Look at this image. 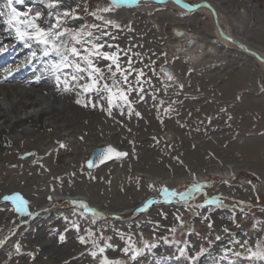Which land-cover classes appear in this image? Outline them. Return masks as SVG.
I'll use <instances>...</instances> for the list:
<instances>
[{
	"label": "rangeland",
	"instance_id": "rangeland-1",
	"mask_svg": "<svg viewBox=\"0 0 264 264\" xmlns=\"http://www.w3.org/2000/svg\"><path fill=\"white\" fill-rule=\"evenodd\" d=\"M184 1L190 5L206 2L214 14L213 5H220L222 15L215 14L218 25L222 18L219 27L239 42L259 47L263 50L260 57L264 54V0ZM77 4L80 19H70L67 26L71 28L101 23L88 12L108 6L109 0H62L54 9L47 7L46 0H23L19 4L13 0L12 7L30 16L40 13L38 23L46 27L54 22L49 19V12H62ZM85 7L88 12L84 11ZM9 11L7 0H0V12L5 14L0 17V47L17 41L5 23ZM98 14L120 26L119 30L110 29L116 36L110 42L122 49L134 46L132 52L140 53V57L133 59H142L150 66L137 62L135 67H144L145 79H150L151 84L144 85L143 100L135 93L130 95L133 114L129 118L126 107L114 108L109 117L99 107L75 103L78 90L58 91L53 77L43 81L52 99L78 115L58 117L45 129H37L21 139L10 140L11 132L4 135L10 143L0 146V240L5 241L0 246V264L9 262L5 256L8 253L21 262L31 260L32 264H39L49 259L48 250H66L69 257L65 264H98L99 257L94 260L89 254L91 244L79 242L80 236H86V229L96 236L102 230L105 239L111 237L108 243L112 247L104 253L110 259H128L121 251L125 240L119 233L131 235L138 247L143 242L157 244L151 252L128 264H188L183 258L176 259L177 244H165L154 240V236H167L179 242L191 255L203 248L205 252L195 264H228L220 262L223 249L229 247L246 255L240 246L245 241V247L255 249L259 243L264 248V69L261 63L246 57L230 42L219 43L213 15L207 8L190 12L171 2L155 5L142 1ZM177 31L192 34L196 40H204L205 45L212 43L209 48L213 49L207 50L211 53L190 62L186 55L193 50L183 37H178ZM27 48V52L17 49L14 53L0 54V64H5L0 65V77L9 71L15 75L19 67L27 64L31 52H38L39 46L30 42ZM11 55L18 59L9 64ZM97 63L103 68L108 61L100 59ZM162 68H168L174 79L165 78ZM43 69H34V74H41ZM92 95L93 100H99ZM100 103L107 108L106 101ZM105 143L126 151L127 157L88 170L92 151ZM61 144L65 147L61 148ZM175 169L181 176L176 175ZM194 185L202 186L200 191L189 193ZM161 188L186 193L188 202L181 201L179 196L170 198L171 203L166 202L160 194ZM241 188H245L249 198L244 193L236 194ZM17 193L28 201V210L39 215H18L10 201H3L5 195ZM214 197L220 198L223 207H197ZM148 200L156 203L138 212ZM72 201H83L100 215L93 217L76 209ZM65 217L79 224L80 230L73 228ZM173 227L176 232L171 234L168 230ZM61 234L63 241L59 239ZM216 236L221 239L217 241ZM233 238L240 244L230 243ZM17 242L21 245L20 254L14 251ZM99 243L103 246L104 241ZM229 256L235 264H253L231 253Z\"/></svg>",
	"mask_w": 264,
	"mask_h": 264
},
{
	"label": "snow or ice",
	"instance_id": "snow-or-ice-1",
	"mask_svg": "<svg viewBox=\"0 0 264 264\" xmlns=\"http://www.w3.org/2000/svg\"><path fill=\"white\" fill-rule=\"evenodd\" d=\"M23 0H15V3H22ZM138 0H109V5L103 8H97L96 11L88 12L87 7L84 11L88 12L95 20L100 21L99 24H82L79 28L68 27V21L80 19L77 13L76 7L71 9H65L60 12L55 13L49 12V19L54 20V22L48 23L47 26H42L38 23L40 19V13L35 15H29L28 12L17 11L16 8L12 7L13 0H7L8 8L10 11L7 13V18L5 23L9 29L15 33V38L24 44L25 47H30V42L35 43L39 46L38 52H31L30 56L27 58V63H31L34 60H40L41 58H48L44 61L43 71L48 73L51 77L55 79L57 90L63 92L77 91V99L75 103L83 107L91 106L93 108L99 107L101 111H105L106 115L112 116L114 108H125L129 118L133 114L132 101L129 99L130 95L135 93L140 100L144 99V93L146 91L144 85L151 84L150 79H145L146 73L144 67H150L148 64H144L143 60H134L133 57H140V53L132 52V47L129 46L127 49H122L118 44L111 43L116 39V36L112 34L110 29L119 30L120 26L115 22L106 19L103 15L98 13H109L116 6L137 3ZM176 3H180V0H175ZM62 3V0H46L47 7L49 9L57 8ZM185 7H188L185 5ZM5 14L0 12V17ZM131 30V29H130ZM115 49L114 51H105L104 49ZM7 51L6 47H0V54ZM131 53V55H129ZM124 57H127L125 60ZM108 61V63L101 68L97 61L98 60ZM139 62L144 64V67L137 68L135 64ZM154 63V61L152 62ZM151 70V69H150ZM164 75L167 76L168 80L174 79V77L167 73L163 68L161 69ZM10 74V71H9ZM153 74H155L153 72ZM130 77L132 79H130ZM39 79V77H37ZM99 97V100H93V95ZM86 97V101L82 98ZM100 101H106L107 108ZM124 112L121 111V115ZM137 117L140 116L139 112L134 113ZM61 148L65 145L61 144ZM127 153L116 151L111 146L99 151L98 159L100 163H104L113 157H123ZM94 162L92 160L88 161V167L92 168ZM200 185H194L188 190L191 192H199ZM149 188H152L149 185ZM160 194L165 198L166 202L171 203L170 198H175L179 196L181 201L185 203L188 202V195L186 193H176L175 191H170L167 188H161ZM51 200V197H49ZM3 201L11 202L13 210L18 215H24L28 217L37 216L39 213H33L28 210V201L22 198L20 194L5 195ZM74 208L82 209L84 212L91 213L93 217H97L100 214L94 209H91L83 201H72ZM156 203L154 200H148L143 204V207L137 209L138 212L146 211L152 204ZM208 205H216L218 207H223L220 202V198L214 197L211 200L206 199L203 204L197 205V207L204 208ZM44 211H47L46 209ZM76 214L75 212L73 213ZM163 215V213H161ZM179 220V216L176 217ZM207 219V217H205ZM234 219V217H233ZM73 228L77 231L80 230L79 224L74 221H68ZM93 224L96 223L95 219L92 221ZM182 226V225H181ZM209 228L212 224L209 223ZM139 227V225H137ZM159 225H156L158 228ZM255 228L256 225L254 224ZM156 229H153L155 232ZM86 236H80L79 242L83 245L91 244L92 248L89 254L94 260H98V264H128V261L135 262L138 257L145 254V252H151L152 249L157 247L156 243L143 242L142 247L136 246L131 235L125 233H119L120 238L125 240V247L121 250L123 256L127 257V261L116 258L110 259L106 256V248L112 247L108 243L111 237L105 239L102 235L96 236V234L86 229ZM171 234L176 232V228H170L168 230ZM227 232V229H224ZM12 235L15 233L12 232ZM191 234V233H189ZM7 239V238H6ZM61 241L64 240L63 234L59 236ZM162 240L165 244H177L178 256L176 259H185L188 264H195L196 260L202 256L205 252L203 248L196 255H191L188 252L187 247H180L179 242L174 240H169L167 236L155 237L154 240ZM217 241L221 239L220 236H216ZM103 240L104 244L101 246L99 241ZM142 240V234H141ZM4 240H0V246H3ZM187 245V242H184ZM230 243L240 244L239 240L233 238ZM247 241H245L240 246L245 249V253L234 252L231 248L225 247L223 249V255L220 257V262L227 261L228 264H235L233 260L230 259L229 254L237 258L247 259L253 264L257 262H264V248L257 243L255 249L251 247H245ZM14 251L16 254L21 253V245L17 242L14 245ZM9 259H11L12 253H9ZM31 255V253H29Z\"/></svg>",
	"mask_w": 264,
	"mask_h": 264
},
{
	"label": "bare ground",
	"instance_id": "bare-ground-1",
	"mask_svg": "<svg viewBox=\"0 0 264 264\" xmlns=\"http://www.w3.org/2000/svg\"><path fill=\"white\" fill-rule=\"evenodd\" d=\"M142 1H147V0H142ZM27 4H29V2ZM219 6L220 5H217V4L215 6L213 5V8L216 11L215 14L218 13L217 14L218 17L219 15H222L221 12H223V9H221ZM203 12H206V10H204ZM220 19L222 18L220 17ZM220 19H219V22L221 23ZM221 30H223L222 32L225 38L232 40V42H236V43L244 45V47L248 51L257 54L258 56L260 55L261 51H263L259 47L255 46L254 44H250L247 46V44L245 45L244 43L239 42L238 39L233 38L230 34L226 32L225 29L221 28ZM176 34L178 35V37H183L184 42L187 43V45L191 46L190 49L193 50V52L191 51L187 53L186 55V57L188 58L190 62H196L204 53H208L213 49V47L209 48V45L212 43L209 42L210 43L209 45H205L204 40L203 42L200 40H196L198 38H196L192 34L185 33L184 31L182 32L177 31ZM218 40H219V43L221 44L222 43L227 44L228 42L226 39H224L221 36H218ZM14 44L11 46L8 44L6 46L8 48L7 53L9 52L14 53L16 52L17 49H24L25 52L29 51V49L27 47H23L22 42H19L18 40ZM207 50H210V51L207 52ZM241 51L244 55H246V57H250V58L253 57L247 52H244L243 50ZM261 58L264 59L263 53L261 54ZM14 59H18V57H14L13 55H11L7 63L10 64L11 62L14 61ZM46 59L48 58H41L40 60H34L31 63H27L23 67H19L18 72H16L15 75L7 74V75H3L0 77V99H1L0 101V146H2L4 142L10 143V140L21 139V138H24V135L33 134V132H35L37 129L39 130L45 129V127L53 124L55 119L58 117H73V116L78 115L76 114L78 112H73L72 114V110H70L71 111L70 112L68 110L69 108H67L64 104L59 103L58 100L52 99L51 97L52 94L48 91L49 87H46L43 83L44 80H48L49 78H51V76L48 73L42 71L41 74H34L35 73L34 69L44 68L43 63ZM254 60L256 59L254 58ZM0 65L1 67H3V65L5 64L1 63ZM261 65L264 69V64L261 63ZM17 74H21V75H17ZM37 77H39V79ZM1 84H3V86ZM63 123L64 121L62 122V125ZM8 132H11L10 134L11 138H9L10 140H8V138L4 136V135H8L7 134ZM101 145L105 146L107 144L105 143ZM175 170H176L175 172L176 175L181 176L182 173L179 172L178 169H175ZM238 193L240 194L244 193L245 197L249 198V196L246 194L245 188L239 189V191H237L236 194ZM4 194L5 193H3V195ZM55 200H59V199H55ZM46 253L48 254L49 259L43 260L39 264H61V263L65 264L64 261L69 257L67 256L69 254H67L66 250L65 251L48 250V252ZM8 254L5 255L7 256L9 260V262L6 264H32L31 260L21 262L20 259L17 258V256L16 257L12 256L11 259H9Z\"/></svg>",
	"mask_w": 264,
	"mask_h": 264
},
{
	"label": "water",
	"instance_id": "water-1",
	"mask_svg": "<svg viewBox=\"0 0 264 264\" xmlns=\"http://www.w3.org/2000/svg\"><path fill=\"white\" fill-rule=\"evenodd\" d=\"M151 1L154 2V3H157V4H164V3L167 2V1H175V0H151ZM179 4H180L181 6H183V7H185V5H187L188 7H186V8H187L188 10H190V11H195V10L200 9V8H207V9L212 13V15H213V18H214V21H215V25H216V29H217V32H218V35H219V36L223 37V38L226 39L228 42H230V43L236 45L239 49L243 50L244 52H247L248 54L252 55V56H253L258 62L264 64V59H262L261 57H259L257 54L248 51V50L244 47V45L239 44V43H236V42H232V40L225 38V36H224V34H223L221 28H220L219 25H218L216 15L214 14L212 8H211L207 3L204 2V3H200V4L196 5V6H190V5L184 3L183 1L180 0V3H179ZM163 69H164L167 73H170V74H171V72L169 71L168 68H163ZM162 73H163V75H164V72H162ZM171 75H172V74H171ZM164 77L167 78V76H165V75H164ZM108 146H111V145H105V146H103V147H101V148H97V149H94V150L92 151L89 160H92V161L94 162V166H93L92 168H89V167H88V163H87V168H88V170H97V169H99V168H101V167H103V166H105V165H107V164H109V163H111V162L121 161V160H124V159L127 157V155H125V156H123V157H119V158H117V157H113V158H111V159H109V160H106L104 163H100V161H99V159H98L99 151L102 150V149L107 148ZM111 147L114 148L116 151L127 153V152L124 151V150H120V149H118V148H116V147H113V146H111Z\"/></svg>",
	"mask_w": 264,
	"mask_h": 264
}]
</instances>
